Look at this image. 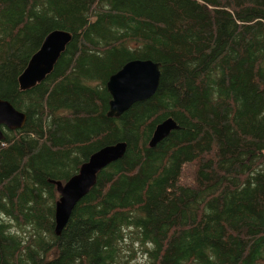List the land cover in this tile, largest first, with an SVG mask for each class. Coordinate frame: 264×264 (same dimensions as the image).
<instances>
[{
    "label": "trees",
    "instance_id": "obj_1",
    "mask_svg": "<svg viewBox=\"0 0 264 264\" xmlns=\"http://www.w3.org/2000/svg\"><path fill=\"white\" fill-rule=\"evenodd\" d=\"M55 30L71 42L20 91ZM132 60L159 64L158 89L107 117ZM0 99L26 115L0 142V264H264V0H0ZM118 142L56 236L52 181Z\"/></svg>",
    "mask_w": 264,
    "mask_h": 264
},
{
    "label": "water",
    "instance_id": "obj_2",
    "mask_svg": "<svg viewBox=\"0 0 264 264\" xmlns=\"http://www.w3.org/2000/svg\"><path fill=\"white\" fill-rule=\"evenodd\" d=\"M71 39V34L62 30H55L46 35L17 79L20 91L35 87L50 75ZM160 77L159 64L150 60H132L124 64L106 83L111 97L107 117L118 118L134 104L150 99L158 89ZM25 123L24 113L17 111L8 101L0 99V142L4 138V130H19ZM177 129V124L171 118L160 122L154 128L148 147L154 148ZM125 152L126 144L122 142L105 146L90 155L78 172L65 183L52 181L59 195L54 205L56 236L65 228L76 204L94 187L97 174L121 159Z\"/></svg>",
    "mask_w": 264,
    "mask_h": 264
},
{
    "label": "rangeland",
    "instance_id": "obj_3",
    "mask_svg": "<svg viewBox=\"0 0 264 264\" xmlns=\"http://www.w3.org/2000/svg\"><path fill=\"white\" fill-rule=\"evenodd\" d=\"M55 196H56V200L58 199V194L57 193H55ZM137 244L134 246V249H137ZM145 260V256L144 255H142L141 253H140V250H139V248L137 249V251H136V254H135V257L133 258V260H132V264H144V261Z\"/></svg>",
    "mask_w": 264,
    "mask_h": 264
}]
</instances>
